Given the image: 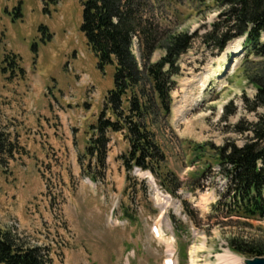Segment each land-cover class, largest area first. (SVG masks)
<instances>
[{"label": "rangeland", "instance_id": "obj_1", "mask_svg": "<svg viewBox=\"0 0 264 264\" xmlns=\"http://www.w3.org/2000/svg\"><path fill=\"white\" fill-rule=\"evenodd\" d=\"M154 9L166 37H193L179 60L168 125L154 126L164 170L182 187L175 196L149 171L127 173L120 133L109 135L105 173L85 153L114 66L98 67L80 31L79 2L0 0V132L16 144L15 159L0 167V231L41 247L50 264H245L253 258L228 241H264V221L216 218L224 180L213 148L242 146L239 130L264 113L252 112L250 77L260 59L246 57L242 39L221 51L205 38L218 0H160ZM133 52L141 62L137 40ZM13 54L24 75L12 72ZM163 56L156 51L152 62Z\"/></svg>", "mask_w": 264, "mask_h": 264}, {"label": "trees", "instance_id": "obj_2", "mask_svg": "<svg viewBox=\"0 0 264 264\" xmlns=\"http://www.w3.org/2000/svg\"><path fill=\"white\" fill-rule=\"evenodd\" d=\"M50 1L58 4V0ZM77 1L82 8L80 31L97 58L98 67L114 66V86L105 97L96 124L91 126L93 135L86 155L91 161L95 160L101 173H105L111 143L109 135L120 133L128 144L127 153L121 156L127 173L134 168L149 171L161 186L171 188L177 180L164 170L166 156L154 126L158 123L168 125L176 86L174 78L180 71L179 60L190 50L193 37L187 33L164 35L154 14V5L160 0ZM218 2L221 13L205 38L213 41L221 51L230 42L245 38L246 57L260 59L257 64L262 66L250 77L256 88L252 112L264 111V0ZM135 40L141 62L133 52ZM158 50H163L164 56L152 62ZM11 58L12 72L18 69L24 75V69L18 68L19 57L13 54ZM239 133L247 135L242 146L234 142L223 147L213 146L224 180L222 200L215 207L216 218L221 219V224L236 218L264 221V113L257 122L247 123ZM15 146L8 135L0 132V167L15 159ZM197 149L199 154H204L205 146ZM181 188L177 185L169 192L175 196ZM228 242L240 255L264 257V241L234 236ZM50 262L41 247H26L11 232L0 231V264Z\"/></svg>", "mask_w": 264, "mask_h": 264}, {"label": "water", "instance_id": "obj_3", "mask_svg": "<svg viewBox=\"0 0 264 264\" xmlns=\"http://www.w3.org/2000/svg\"><path fill=\"white\" fill-rule=\"evenodd\" d=\"M245 40V38H244ZM245 264H264V257H256L253 259H247L244 261Z\"/></svg>", "mask_w": 264, "mask_h": 264}, {"label": "bare ground", "instance_id": "obj_4", "mask_svg": "<svg viewBox=\"0 0 264 264\" xmlns=\"http://www.w3.org/2000/svg\"><path fill=\"white\" fill-rule=\"evenodd\" d=\"M243 40V39H242Z\"/></svg>", "mask_w": 264, "mask_h": 264}]
</instances>
